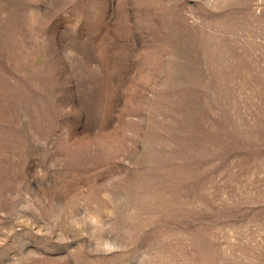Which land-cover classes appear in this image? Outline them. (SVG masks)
Instances as JSON below:
<instances>
[{
  "label": "rangeland",
  "instance_id": "rangeland-1",
  "mask_svg": "<svg viewBox=\"0 0 264 264\" xmlns=\"http://www.w3.org/2000/svg\"><path fill=\"white\" fill-rule=\"evenodd\" d=\"M0 264H264V0H0Z\"/></svg>",
  "mask_w": 264,
  "mask_h": 264
}]
</instances>
